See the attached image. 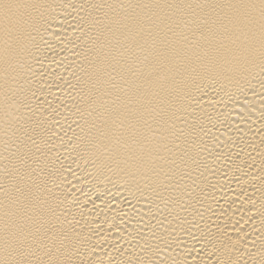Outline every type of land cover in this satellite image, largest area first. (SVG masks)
<instances>
[{"label": "bare ground", "instance_id": "bare-ground-1", "mask_svg": "<svg viewBox=\"0 0 264 264\" xmlns=\"http://www.w3.org/2000/svg\"><path fill=\"white\" fill-rule=\"evenodd\" d=\"M0 264H264V0H0Z\"/></svg>", "mask_w": 264, "mask_h": 264}]
</instances>
